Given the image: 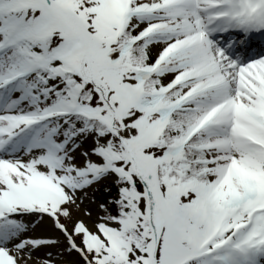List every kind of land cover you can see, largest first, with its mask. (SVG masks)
<instances>
[{"label": "snow or ice", "instance_id": "1", "mask_svg": "<svg viewBox=\"0 0 264 264\" xmlns=\"http://www.w3.org/2000/svg\"><path fill=\"white\" fill-rule=\"evenodd\" d=\"M0 264H264V0H0Z\"/></svg>", "mask_w": 264, "mask_h": 264}]
</instances>
